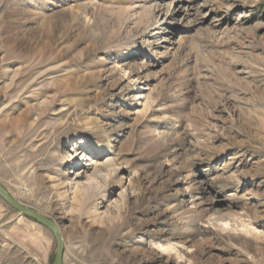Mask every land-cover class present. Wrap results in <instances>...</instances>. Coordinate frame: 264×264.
I'll return each mask as SVG.
<instances>
[{"label": "rangeland", "instance_id": "obj_1", "mask_svg": "<svg viewBox=\"0 0 264 264\" xmlns=\"http://www.w3.org/2000/svg\"><path fill=\"white\" fill-rule=\"evenodd\" d=\"M0 184L62 264H264V0H0Z\"/></svg>", "mask_w": 264, "mask_h": 264}, {"label": "water", "instance_id": "obj_2", "mask_svg": "<svg viewBox=\"0 0 264 264\" xmlns=\"http://www.w3.org/2000/svg\"><path fill=\"white\" fill-rule=\"evenodd\" d=\"M0 197L13 209L21 213L22 215H25L27 217H30L31 219L37 221L38 223L45 226L47 229H49L53 235L55 236V239L57 241V248L55 253V260L53 264H62V255H63V239L61 237V234L59 232V229L57 225L48 219L47 217L41 215L37 211L30 209L21 203H19L17 200H15L9 192L0 184Z\"/></svg>", "mask_w": 264, "mask_h": 264}, {"label": "bare ground", "instance_id": "obj_3", "mask_svg": "<svg viewBox=\"0 0 264 264\" xmlns=\"http://www.w3.org/2000/svg\"><path fill=\"white\" fill-rule=\"evenodd\" d=\"M125 55H130V53L129 52H125ZM101 132V134L106 138V134L103 132V131H100ZM106 145H108V141H107V139H106V141H104V143H103V147H102V149L103 150H107L105 147H106ZM108 150H111V147L108 145ZM61 185H63L62 186V188L64 189V190H66V193L67 192H71L72 194H76L77 192H79V190H81L78 186H76V184L75 185H71V184H69L68 182H63V184H61ZM71 195V194H70ZM97 214H98V212H97ZM98 215H96L95 217H97Z\"/></svg>", "mask_w": 264, "mask_h": 264}]
</instances>
